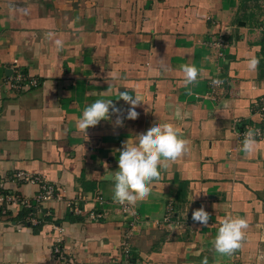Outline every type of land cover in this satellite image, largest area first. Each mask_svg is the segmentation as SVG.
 <instances>
[{"label":"crops","instance_id":"0c3cea01","mask_svg":"<svg viewBox=\"0 0 264 264\" xmlns=\"http://www.w3.org/2000/svg\"><path fill=\"white\" fill-rule=\"evenodd\" d=\"M264 0H0V192L30 199L31 184L11 182L27 171L64 190V199L104 214L97 222L71 214L63 203L6 206L0 211V264H59L52 245L59 238L72 264H114L126 229L122 207L113 200L119 151L154 122L173 123L187 152L151 185L135 206L138 217L129 244L138 264H264V139L245 155L237 136L256 125L253 104L264 95ZM52 31L64 41L56 52ZM228 41L223 57L207 45ZM260 63L250 71L248 59ZM199 69L191 94L180 66ZM39 80L23 93L2 83L16 67ZM223 84L210 92V80ZM119 92L139 94L135 120L116 126V115L86 130L76 127L84 108L113 100L127 115ZM179 109L182 118L175 116ZM186 113V115H184ZM99 194L104 203L90 197ZM199 194V195H198ZM85 200V201H84ZM172 207L169 224L162 218ZM201 206L207 226L192 220ZM227 215L248 222L241 247L216 252L211 241Z\"/></svg>","mask_w":264,"mask_h":264},{"label":"clouds","instance_id":"9594fccd","mask_svg":"<svg viewBox=\"0 0 264 264\" xmlns=\"http://www.w3.org/2000/svg\"><path fill=\"white\" fill-rule=\"evenodd\" d=\"M54 37L55 33L52 31L46 34L47 39L53 40L55 50L59 53L63 50L64 41ZM259 63V58L253 55L248 59L247 67L250 71H255ZM180 70L183 73V87L190 95L192 87L197 83L199 69L195 65L183 64ZM211 83L219 86L223 81L212 79ZM118 95L119 99L130 105L126 116L123 115L122 109L113 104V100L97 99L84 108L82 116L76 121L77 129L87 137L88 128L97 126L101 120L110 119V109L111 114L117 117L116 126H123L124 119H137L139 113L135 109L143 101L142 97L139 94L129 95L126 91H118ZM175 116L182 118L179 109L176 110ZM261 134V129L251 127L244 133L241 150L245 155L253 152L257 137ZM136 136L137 140L131 145L126 141L122 149L118 150V170L106 172L103 177L114 181L113 200L121 205L135 206L138 201L146 199L151 193L152 183L161 179V169L166 170L169 162L181 158L188 150L189 142L173 123L154 122L146 132ZM209 219L210 214L203 206L192 212V220L203 226L208 225ZM247 228L248 222L244 217L227 215L220 219L217 234L211 241L215 251L221 255H231L241 247ZM201 264H208L207 258H204Z\"/></svg>","mask_w":264,"mask_h":264},{"label":"built area","instance_id":"2783aa9c","mask_svg":"<svg viewBox=\"0 0 264 264\" xmlns=\"http://www.w3.org/2000/svg\"><path fill=\"white\" fill-rule=\"evenodd\" d=\"M259 30L264 33V26H260ZM208 47L215 52L218 57H223L225 54L226 48L228 47V41L224 37V34L220 33L216 36H212L207 42ZM12 75L8 77L2 85L4 89L9 90L15 93H23L32 88H36L40 85L39 80L29 76L20 69L16 67L12 70ZM217 79V78H214ZM223 84V83H222ZM219 86H214L209 82L210 92H215ZM253 114L257 116L258 122L256 125H248L241 132L237 134L238 138L243 141L244 133L251 128H258L262 130L261 136L257 137V140L264 139V95L260 96L253 104ZM11 182L15 184H31L35 185L38 188L37 193L30 199L21 197L18 193L14 191H2L0 192V211L6 206H29L31 211L29 213V221L33 225L38 224L36 215L33 213V210H39L44 203L48 202H60L63 203L67 210L78 217H85L86 220L97 222L100 219H103L104 214L100 212L97 208L92 209L91 211H85L81 206L82 196L78 200V203L74 204L73 201L64 199V190L63 188L50 183L47 179L40 175L31 174L27 171H16L10 176ZM1 187V186H0ZM90 202L92 204L101 205L104 203L103 198L99 194H94L90 197ZM85 201V200H84ZM122 212L124 213L126 220V229L122 235V238L117 247V253L114 258V264H138L133 261L130 249V238L132 236L133 230L139 224V219L134 213L133 210L128 208L127 204L121 205ZM172 216V207L168 206L167 214L162 218L163 224H169ZM52 255L53 260L59 262V264H72V259L67 255L65 250L61 246V240L57 238L52 245Z\"/></svg>","mask_w":264,"mask_h":264}]
</instances>
